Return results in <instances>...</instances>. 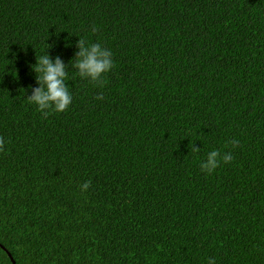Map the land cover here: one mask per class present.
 <instances>
[{"label": "trees", "instance_id": "trees-1", "mask_svg": "<svg viewBox=\"0 0 264 264\" xmlns=\"http://www.w3.org/2000/svg\"><path fill=\"white\" fill-rule=\"evenodd\" d=\"M79 38L112 52L102 85ZM45 52L73 97L47 116ZM0 137L16 264H264V0H0Z\"/></svg>", "mask_w": 264, "mask_h": 264}, {"label": "clouds", "instance_id": "clouds-1", "mask_svg": "<svg viewBox=\"0 0 264 264\" xmlns=\"http://www.w3.org/2000/svg\"><path fill=\"white\" fill-rule=\"evenodd\" d=\"M76 47L78 49L76 56L77 62L72 65L78 70L81 78H86L98 85L104 83V76L114 67L113 55L110 49L103 47L100 43L88 44L83 39L78 40ZM36 75L38 87L31 89V95L27 100L35 104L43 116L49 115V110L57 113L64 112L72 103V95L67 86L66 65L60 57L53 59L47 52L42 54L36 64L32 66ZM97 99H103L98 96ZM7 141L0 137V150L5 148ZM237 141H232L233 147ZM192 151H199L192 146ZM233 159L230 151L221 153L219 150L208 152L206 159L201 161V171L206 174L214 172L221 164L229 163ZM91 181H85L80 185L82 192L89 189ZM207 264H216L215 257H209Z\"/></svg>", "mask_w": 264, "mask_h": 264}, {"label": "water", "instance_id": "water-1", "mask_svg": "<svg viewBox=\"0 0 264 264\" xmlns=\"http://www.w3.org/2000/svg\"><path fill=\"white\" fill-rule=\"evenodd\" d=\"M0 247L7 253V255H8L11 263L12 264H16L15 261H14V259H13V257H12V255L10 254V252H8V250H6V248L4 246H2L1 244H0Z\"/></svg>", "mask_w": 264, "mask_h": 264}]
</instances>
